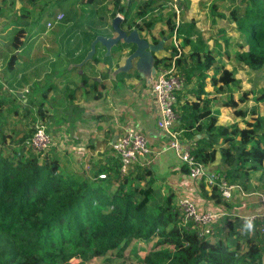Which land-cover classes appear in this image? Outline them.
I'll return each instance as SVG.
<instances>
[{
    "label": "trees",
    "instance_id": "obj_1",
    "mask_svg": "<svg viewBox=\"0 0 264 264\" xmlns=\"http://www.w3.org/2000/svg\"><path fill=\"white\" fill-rule=\"evenodd\" d=\"M94 1L89 0V3ZM105 1L100 0L94 9ZM159 1L141 3L135 10V19L130 20L125 12L135 0H130L126 6L121 5V0H113L114 9L109 17L114 19L120 13L123 16L121 27L127 26L129 32L134 29L149 31L152 20L146 22V18ZM162 1L159 8L170 6L172 2ZM30 2L34 7L30 10L23 8L22 16L30 17L31 22L22 17L13 20L15 34L7 43L0 41V56L8 50L12 53L8 69L19 56L26 33L36 28L42 17L51 16L53 10L49 8L56 4L53 0ZM101 9L98 8V17L103 22L105 17H101ZM106 9L107 6L104 7ZM71 15L72 12L67 11L64 23L71 20ZM231 17L238 31V47L242 49L236 58L243 67L252 71L264 69V0H238ZM98 23L91 21V25ZM166 25L169 34L175 31L177 24L173 12ZM187 26L180 24L177 31L179 36L184 37V45H191ZM88 33V30L83 32L77 42L84 38L94 40L104 34L100 31ZM63 36L71 39L76 33L71 34V30L66 29ZM197 42V46L202 48L201 40ZM122 43L125 48L134 51L133 44ZM225 43L229 46L228 41ZM79 44L77 47L80 48ZM97 48L103 46L98 44ZM219 55L220 51H217L213 58L210 52L201 57L198 52L178 59L177 71L184 79L185 89L178 94V122L174 129L183 132L182 139L194 143L195 160L205 168L214 164L219 156L226 180L242 191L250 193L253 173H256V179L261 173L258 180L261 185L255 189L264 193V115L239 110L235 112L237 116H251L243 126L218 125L219 112L214 109L218 102L214 104V101L219 100L218 95L230 92L237 74L236 70L212 67L214 57ZM209 77L217 96L211 97L206 92ZM248 94H242L239 103L246 102ZM254 100L264 103V90ZM239 103L230 98L225 105L234 108ZM20 110L30 112V107L15 108L9 111V115L17 116ZM37 113L43 118L42 106ZM7 124V120L0 121V135ZM33 126L19 142L12 139V143H17L16 148L5 153L0 147V264H71L73 260L86 264L106 257L110 251L116 250L121 256L133 241L137 245L155 237L158 240L143 264H264V238L260 233L264 221H252L253 227L249 229L239 218L229 220L231 208L217 185L209 188L210 199L220 206L215 211L224 214L217 226L220 229L226 222L228 233L225 238L216 237L212 241L209 236L214 234V230L200 238L192 224L181 225L183 217L172 197L157 199L158 195L156 197L154 191L149 190L155 183L152 171L134 168L127 175H122L120 162H117L104 180L99 179L103 169L94 173L93 177L65 174L56 160L47 158L40 161L41 155L26 148L25 143L34 132ZM0 139L4 143L7 138L1 136ZM182 169L188 175L186 167ZM96 181L101 184L96 185ZM240 238L244 239L243 243Z\"/></svg>",
    "mask_w": 264,
    "mask_h": 264
},
{
    "label": "crops",
    "instance_id": "obj_2",
    "mask_svg": "<svg viewBox=\"0 0 264 264\" xmlns=\"http://www.w3.org/2000/svg\"><path fill=\"white\" fill-rule=\"evenodd\" d=\"M53 1L72 2V8L62 7L61 11L72 12L71 20L65 24L66 29H70L71 34L76 33V36L70 39L63 36L65 31L62 33L63 30H61L59 32L61 35L51 38L50 42L31 39L30 43H27L31 47L29 52L26 55L25 52L19 54L6 73L3 74L0 70V89L3 88L6 92L0 101L11 103L10 108L12 109H20V101H22V107L29 104L32 110H36V113L39 106H42L44 114L43 118L41 117V122L53 139L48 156L51 160H56L59 163L61 172L65 174L77 173L93 177L94 173L103 169L101 174L107 172L108 176L115 163L119 162L113 144L126 130L135 129L146 136L151 151L148 156L152 157L154 168L157 167L161 171L159 173L157 169L153 168L152 170L157 174L154 178L155 183L162 180L156 187L163 192L161 200L169 197L166 194L170 191L177 202L182 196H188L192 197L202 210H219L220 206L210 199V189L206 182L204 183L205 188H202L203 184L188 182L180 161L172 150L167 149L168 144L152 117L151 110L152 106L154 108V103L148 92L156 79L158 66L165 62L164 57L167 54L165 52L153 54L154 61L149 62L150 57L146 47L145 52L141 51L140 54L135 55V49L134 51L121 49L118 53L113 54V46L108 54L103 45V48H97V44H99L97 43L91 55H89L91 51L89 49L80 62L73 63L72 60L85 51L83 49L84 39L78 42L81 45L80 48L73 41H79L82 38L83 32L87 31L86 28L91 25V21L99 22L100 32L106 33L98 36L116 37L112 29L113 19L108 24L109 13L114 9L113 0H106L96 9H94V5L100 3V0H95L92 4L89 3V0L81 2L80 0ZM200 1L202 2L199 4ZM129 2L130 0H121V5L126 6ZM178 2L183 3L185 8L179 15H175L176 24L178 26L180 24L188 25L189 37L193 43L199 34H201L199 37L203 39L202 32L207 29L205 24L211 28L215 26L217 17L222 20L226 19L223 16L225 11L222 7L224 0H179ZM5 4L7 1L3 0L2 5ZM54 5L49 9L54 11ZM105 6H107L106 10H104ZM201 6L204 8L201 9ZM77 7L81 10V13H77L79 15L75 12ZM98 8H102L101 17H105L103 22L98 17V15L100 16ZM161 9L164 10L163 15L158 14L152 19L149 31L134 29L139 38L149 45L156 44L155 41H160L164 35L169 36L166 22L172 14V9H169L168 6ZM221 15L223 17H220ZM96 16L98 19H95ZM116 16L123 17L120 13H117ZM84 18L87 19L85 23L83 22ZM140 24L142 23L140 22ZM121 29L129 33L127 26L121 27ZM178 38L182 37L178 35ZM25 46L26 42H24L23 48ZM69 46H75V48L71 49ZM55 47L56 52L53 53L52 49ZM38 48H41V51H36ZM11 54L5 56L6 66ZM156 60L161 61L156 62ZM18 63L19 66H17ZM61 65L62 68H59ZM83 65H85L86 71L82 70ZM62 69H65L63 73L57 72ZM154 70L155 73H153ZM116 80L122 82V85ZM30 88L32 95L26 98L23 91L29 92ZM63 89L67 90V98L59 93ZM16 92H18L17 98ZM53 97L55 99L52 100ZM51 101L54 104L49 107ZM58 108L69 111L60 115L59 119L55 111ZM17 117H21L20 112ZM180 134L182 136L183 132ZM135 170L138 169L135 168ZM170 178L171 180L173 178V182L170 181L169 184ZM99 181H96V185L101 184ZM114 188L115 186H113ZM263 195L258 192L246 193L242 191V195L240 193L234 195V198H237L235 203H233L234 198L225 202L231 208L230 212L234 213V217L242 220L243 224H247L248 218L260 209V197Z\"/></svg>",
    "mask_w": 264,
    "mask_h": 264
},
{
    "label": "rangeland",
    "instance_id": "obj_3",
    "mask_svg": "<svg viewBox=\"0 0 264 264\" xmlns=\"http://www.w3.org/2000/svg\"><path fill=\"white\" fill-rule=\"evenodd\" d=\"M2 1L3 0H0V6H1L0 7V41L1 42H7L8 40H10L13 37V35L16 32L15 25L12 24L13 20H19L22 17V18H25L26 21L31 22L30 17H23L22 16V14H23L22 10H23V8H27L30 10L34 6H33V3L30 2V0H6L7 4H5V5H2ZM81 1L82 0H80V2ZM145 1H147V0H135V2H133L132 6L129 7V11L125 12V14L128 16V18L130 20L135 19V12L134 11L137 10L139 5ZM178 1L179 0H176V4L178 5L180 12H182V10L185 8V5L183 3L178 2ZM201 2L202 1H200L199 4ZM161 4H163L162 0H160L155 5V10L152 12V14L148 18H146V22H148L149 20H152L158 14L163 15L164 10L159 8L161 6ZM173 5H174V2H172V5L168 6L169 9H172L171 13L174 12ZM85 6H87V5L85 4ZM165 6H167V5H165ZM237 6H238V0H224L222 7L225 11V14H227V15L223 14V16L226 17V19L224 18V20H222V18L217 17L215 26H213L211 28H209L208 24H205L207 26V29L204 31L202 30L203 31L202 32L203 39L201 37H199V36H201V34L197 35L195 38V41H194L195 44L193 43V40L188 37V40L191 41L192 44L191 45H184V42H183L184 37H182V38H179L180 40L177 42V45H176L177 53L178 52L181 53L180 57H183L184 55L189 56V54L194 55L198 52H199L200 56L203 57V55L210 52L211 57L213 58L215 53L217 51H220L221 55L214 57V61L212 62V67L219 66L221 68H225L228 70H236V72H237L236 81L232 84V86H231L232 88H231L230 92L225 93V94H221V95L217 96L215 93L214 87L211 84V78L209 77L207 79L206 92L211 97L217 96V98H219L218 101L217 100L214 101V104H216L218 102L217 105L214 106V109L219 112L218 125H221V126H231L234 124L243 126L244 123L251 118V116H248L247 118L239 117L235 113L239 110H241L242 112H248V113H252L254 111V112H257V114L261 113L264 115V103L263 102H257L256 100H254L255 98H257L260 95V92L262 90H264V69H262L260 71H252L250 69L243 67V65L236 58V54L239 53L240 51H242V49L240 47H238L239 36H238V31L236 29V23L231 17L232 11ZM62 7L66 8V9H70L73 7V5H72V2H70V1L56 2V4L54 5V11L52 12V15L56 14L57 12H64L66 15L67 11H61V10H63ZM202 8H204V7L201 6V9ZM75 12H76V14L81 13V10L77 7ZM77 15H79V14H77ZM66 18H67V16H66ZM46 20H47V16L42 17V19L40 21H38L37 27L32 28L28 33H26V37H25L26 46L24 48L23 47L21 48V50L19 51L20 54H24V52H25V55H26L29 52L31 47H29V45L27 43H30L31 39L32 40L40 39L41 42H43V40L50 42L51 38H53L57 35H61L59 33L61 30H63L62 33H64V31L67 27L66 24L64 23L65 21L60 25H56L51 30H47L46 25H45ZM86 20L87 19L84 18L83 22L85 23ZM110 21H111V18L109 17L108 18V24H110ZM86 29L89 31V33L87 35L94 34L95 32L100 31L98 24L90 25ZM169 37H172V33H170ZM198 38H200V40H202L201 41L202 48H199L197 46V43H198L197 39ZM92 40L93 39H90V38H84L85 49L91 48V44L93 43V42H91ZM225 41H228L229 46L226 45ZM73 42L76 43V46L78 45L77 41H73ZM69 48L72 49V48H75V46H69ZM121 49H127V48H125L123 43H120L117 46H114V48L112 49L113 54L118 53L119 51H121ZM36 51H41V48H38ZM10 52H11V50H8L0 56V70H2L3 74L8 71V67L6 66L5 56L10 55ZM52 52L53 53L56 52V47L52 49ZM164 52L167 54L164 57L165 62L171 64L173 61V58L175 56L174 55L175 51L173 49V46L170 45L169 43H167L165 46ZM86 54L87 53L85 51H83L82 54L79 55L78 57L74 58L72 60V62L73 63L80 62L86 56ZM106 58H108V57H106ZM108 59H110V58H108ZM177 61H178V59L175 58L174 64H175L176 68L178 69ZM167 63H165V64H167ZM7 64H8V62H7ZM162 64H164V63H162ZM19 65L20 64L18 63L17 66H19ZM58 65H59V63H58ZM59 68H62V65L59 66ZM82 70L86 71L85 66L83 67ZM64 71H65V69H62V70H58L57 72L63 73ZM0 74H1V71H0ZM116 82L120 83L122 85V82H118V80H116ZM31 88H30L29 92L23 91V94H25L26 98H28L29 96L32 95L31 94V91H32ZM184 89H185V87L183 88V90ZM247 92L249 94L247 95L246 102L239 103V99L242 96V94L247 93ZM0 93H1L0 98L3 99L4 95L6 93L5 90L3 88L0 89ZM59 93H61L64 98H67V90H65V89L60 90ZM17 94H18V92H16L15 96ZM190 98H192V97H190ZM230 98H233L235 101H237L239 103V106L234 107V108L233 107H227L225 104L230 100ZM53 99H55V97H53L52 100ZM15 100H18V99H15ZM22 100L24 101V98ZM66 102H68V101H66ZM21 103H22V101H20V107H22ZM53 104L54 103L51 101L48 106L51 107ZM10 106H11V103H6L5 101H2V105L0 106V110H1L0 121L1 120H7V122H8L5 130L3 131V134L0 135V137L6 136V138H7V139H4V143H2L0 141V147L5 151V153H8L12 148L17 147V143H12V139H14L16 142H19L21 139H23L25 136H27L28 133H30L29 127L32 124L35 126L39 125V124H43L41 122L42 119L39 116H37L36 110H34V109L32 110L31 108L29 110L30 112L20 110L21 117L18 118L17 116H10L9 115V111L14 110V109L10 108ZM28 106H29V104H28ZM55 111H56V114H58V118L60 119V115H63L64 113H66L69 110L58 108ZM43 112H44V110H43ZM35 117H36V119H35ZM33 120H35V121H33ZM59 123H60V120H59ZM33 133L34 132H32V134ZM22 135H23V137H22ZM181 138H182V136H181ZM30 150L33 153H35L32 149H30ZM48 155H49L48 152H46L45 154L39 156L40 161H43L44 159H47V158L49 160H51V158ZM263 166H264V163H263ZM154 167H155V165H154V163L152 164V157L148 156L140 164L133 165L132 168L129 170V172L132 171L134 168L140 169L141 171H143V170L152 171ZM156 169L159 171V173H161V171L157 167L154 168V170H156ZM216 169H218L219 171L218 170L216 171ZM207 171L210 172V174H213L212 176H214V178H217L219 176L224 178L223 172H225V168L222 167L219 156H218V158L214 164L207 167ZM153 173L154 172H152V178H155L157 176V174H155V173L153 174ZM260 176H261V173H259L258 179H256V173H253V175H252L253 179H252V185L250 188V190H251L250 192H256L255 187L261 185V183L258 181ZM161 177H162V175H161ZM172 180H173V178H172ZM172 180L170 178L168 180V183L170 181L173 182ZM161 181L162 180H160L159 182L161 183ZM159 182L154 183L152 185V187L149 189L151 191H154V193L156 194V197L158 195L159 198H157V199H160L162 197V194H163V192L160 189L156 188L159 185ZM205 182L208 186V181L206 178H204L202 181H200L199 184H204ZM115 186H116V184H115ZM209 187L210 186H208V188ZM236 193H240V195H242V193L239 190H236L234 192V195H236ZM166 195H169L172 198L174 196L172 194V192L170 193V191L167 192ZM263 197H264V195H263ZM236 200H237V198H234L233 203H235ZM173 202H175L176 207L180 211L179 203H178L179 200L177 202L176 199L173 198ZM199 207H200V205H199ZM180 213L182 214V212H180ZM234 218H235L234 213H232V215H230V217H229V220H232V219L234 220ZM249 221H251V220H248V222ZM217 225L218 224H216L214 226V229H213L214 234L212 236H209V239L212 241L216 237L225 238L227 233H228V225L226 222H224L221 225L220 229ZM261 236L264 238V235L261 234ZM157 240H158V237H155L150 241L141 242L137 245H135L136 242L133 241L121 256L118 255L116 250L110 251L106 257L93 259L86 264H143L144 258L146 257V255L151 250H153V246L157 242ZM243 240L244 239L240 238L241 243H243ZM164 248H167V247L164 246ZM71 264H79V261L73 260V261H71Z\"/></svg>",
    "mask_w": 264,
    "mask_h": 264
},
{
    "label": "built area",
    "instance_id": "obj_4",
    "mask_svg": "<svg viewBox=\"0 0 264 264\" xmlns=\"http://www.w3.org/2000/svg\"><path fill=\"white\" fill-rule=\"evenodd\" d=\"M173 2L174 14L179 15L180 9L176 4V0H173ZM65 17V13L63 12L49 16L45 22L47 30H51L56 25L62 24ZM121 18L123 20V17ZM177 29L178 24L169 41V44L176 51L173 61L171 64L164 62V64L158 66L156 79L148 92L150 99L154 103L151 114L158 130L168 144L167 149L172 150L180 161L181 166L186 167L188 170V182L199 183L206 178L208 186H210L209 188L217 185L223 198L229 201L234 198L236 190H239L241 193L242 190L233 184H229L225 176L224 178L220 176L214 178L213 174H210L205 166L195 160L193 155L194 143L182 139L180 132L174 129L178 122L176 113L178 94L184 87V79L181 74H178L174 64V59H179L181 56V53H177L176 49L177 42L180 40ZM52 145L53 139L43 124L34 125V133L25 143L26 148L32 149L38 155L48 152ZM113 149L120 162V173L122 175H127L133 165L140 164L151 153L146 136L135 129L126 130L113 144ZM99 178L104 180L107 178V174L103 173ZM178 203L183 217L181 225L186 227L188 224H192L198 230L200 238L210 235L213 232L214 225L224 216L223 213L215 210H202L192 197L182 196L179 198ZM260 204L261 207L258 212L252 214L248 220L264 221V197L262 196L260 197ZM260 233L264 235V225L260 228Z\"/></svg>",
    "mask_w": 264,
    "mask_h": 264
},
{
    "label": "water",
    "instance_id": "obj_5",
    "mask_svg": "<svg viewBox=\"0 0 264 264\" xmlns=\"http://www.w3.org/2000/svg\"><path fill=\"white\" fill-rule=\"evenodd\" d=\"M121 22H122V18L120 16H116L113 19L112 29L115 32L116 37L115 38H105L104 36H98L91 44V48H90L91 51L89 55H91L94 52V48L97 43L103 45L107 49L108 54L110 53L109 52L110 49L120 42H124L126 44H133L135 46V55L140 54L141 51L145 52V47H146L148 51L147 53L149 54V57H150L149 62L154 61L153 54H158V53H162L165 51V44L167 42V36L163 37V39L157 42L156 44L149 45L144 40L139 38V35L137 34L135 30L129 33L124 32L121 29ZM138 57H141V56H138ZM82 63L84 64V62ZM153 73H155V70Z\"/></svg>",
    "mask_w": 264,
    "mask_h": 264
},
{
    "label": "flooded vegetation",
    "instance_id": "obj_6",
    "mask_svg": "<svg viewBox=\"0 0 264 264\" xmlns=\"http://www.w3.org/2000/svg\"><path fill=\"white\" fill-rule=\"evenodd\" d=\"M169 35H170V34H169ZM163 37H165V35L162 36V39H163ZM170 38H171V37L167 36V42H166V44L169 43ZM162 39H161V40H162ZM157 42H159V41H155V43H157ZM120 43H122V42H120ZM166 44H165V46H166Z\"/></svg>",
    "mask_w": 264,
    "mask_h": 264
},
{
    "label": "clouds",
    "instance_id": "obj_7",
    "mask_svg": "<svg viewBox=\"0 0 264 264\" xmlns=\"http://www.w3.org/2000/svg\"><path fill=\"white\" fill-rule=\"evenodd\" d=\"M247 227H248L249 229L253 227V225H252V222H251V221H249V222L247 223Z\"/></svg>",
    "mask_w": 264,
    "mask_h": 264
}]
</instances>
